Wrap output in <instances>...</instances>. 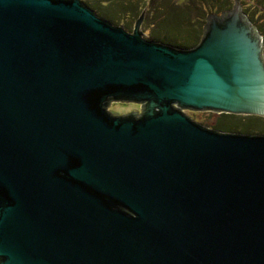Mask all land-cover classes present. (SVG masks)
<instances>
[{"label": "water", "instance_id": "1", "mask_svg": "<svg viewBox=\"0 0 264 264\" xmlns=\"http://www.w3.org/2000/svg\"><path fill=\"white\" fill-rule=\"evenodd\" d=\"M86 4L0 0V264H264V132L186 113L264 117L243 0L190 48Z\"/></svg>", "mask_w": 264, "mask_h": 264}, {"label": "rangeland", "instance_id": "2", "mask_svg": "<svg viewBox=\"0 0 264 264\" xmlns=\"http://www.w3.org/2000/svg\"><path fill=\"white\" fill-rule=\"evenodd\" d=\"M88 5H90L100 16H112V22L119 24L123 27H126L130 30H133L134 24L136 20L142 16L141 25L145 27L146 32V39H155L161 40V34H155V36H151L149 33V29L151 25L155 24L156 22L162 21L164 17L168 15H174L178 18L180 15V11L184 8V13L189 7L190 0H141L143 4H147L145 6H140V0H84ZM105 1V2H104ZM241 0H229V6L224 9L223 11L226 12L228 10H233L235 7L240 5ZM126 2V4H124ZM262 0H243V10H249L250 14H254L256 17L264 15V5H260ZM149 3V4H148ZM124 7V8H123ZM178 7V8H176ZM262 9V10H261ZM215 14V13H211ZM220 14V13H219ZM191 15L187 16L183 14V21L182 25L183 28H177L176 32L172 35L173 40L175 42H183L182 39L185 34V28L191 22ZM187 29V28H186ZM175 31V30H173ZM201 38V36H200ZM197 44V43H196ZM136 107L134 103H120V102H111L110 106L107 110L113 114L122 115L130 112ZM134 111V110H133ZM186 113L191 114L194 116V120L196 122H203L214 124L216 119L219 117L220 114L210 111H200L194 112L190 110H186ZM237 121L241 123H245L247 118L249 117H257V115H244V114H233ZM243 120V121H242ZM260 121L262 125L258 128L252 127L250 130L261 131L264 132V117H261ZM227 124L231 126L235 125L233 120L228 118L224 120ZM239 123V122H237ZM253 124V122H250ZM256 124V123H255ZM237 125V124H236ZM239 128V127H238Z\"/></svg>", "mask_w": 264, "mask_h": 264}, {"label": "trees", "instance_id": "3", "mask_svg": "<svg viewBox=\"0 0 264 264\" xmlns=\"http://www.w3.org/2000/svg\"><path fill=\"white\" fill-rule=\"evenodd\" d=\"M124 4H126V2H124ZM139 4L140 6L147 5V4H143L141 0L139 1ZM262 4L264 5V0H262V3H260L261 6ZM228 6H229V0H190L189 7H187L185 13H184L185 9L183 8L182 11L177 13L178 15L181 14L178 18H176L174 15H168L167 17H164L161 23L156 22L155 24L151 25V28L149 29V33L151 34V36H155V34H161L160 35L161 37H159L161 39L160 42L169 44L171 43V40H173L172 35L176 32V29L183 28L182 25L183 14L187 16L191 15L190 16L191 22L187 25L186 27L187 29L185 28V31L183 33L185 35L182 39L183 43L181 45V47L190 48L196 43H198V41L200 40V36L202 34V27L205 23L206 16L211 13L219 14ZM88 7L92 8L91 6ZM248 17L249 20L258 28V32L262 39V52L264 56V15L262 16V13H260V16L256 17L254 14H252L251 16ZM228 118L235 122L234 126H231L230 124H227V122H224V120L225 119L228 120ZM255 118L257 117L251 116L246 119L247 121L245 123H241L240 121H237L235 119L233 114L221 113L219 117L216 119L213 125V129L219 131H231L239 127L240 130H243L244 133H248L250 128L252 127L258 128L262 125V123L260 122L262 121L261 117H258V119ZM250 122H253V124H251Z\"/></svg>", "mask_w": 264, "mask_h": 264}, {"label": "flooded vegetation", "instance_id": "4", "mask_svg": "<svg viewBox=\"0 0 264 264\" xmlns=\"http://www.w3.org/2000/svg\"><path fill=\"white\" fill-rule=\"evenodd\" d=\"M135 105V104H134ZM134 110V112H139L140 111V105L139 104H136V107L133 109ZM107 112H109L108 110H107ZM110 114H113V113H111V112H109ZM113 115H117V114H113Z\"/></svg>", "mask_w": 264, "mask_h": 264}]
</instances>
